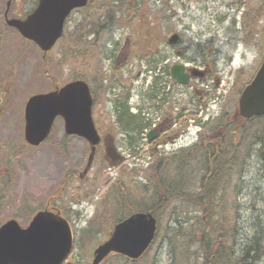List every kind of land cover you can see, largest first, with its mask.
<instances>
[{
	"label": "rangeland",
	"instance_id": "1",
	"mask_svg": "<svg viewBox=\"0 0 264 264\" xmlns=\"http://www.w3.org/2000/svg\"><path fill=\"white\" fill-rule=\"evenodd\" d=\"M7 1L0 0V12L5 10ZM106 3L94 0L89 8L75 12L67 22V35L46 59L35 44L18 37L12 29L6 43H0L3 49L0 50V225L16 219L27 226L39 210L57 207L74 221L72 258L78 264H92L95 249L108 239L115 223L109 219L106 201L113 198L119 182L124 181L137 192L150 170L144 161L136 164L126 151L123 154L126 160L112 163L111 157L105 159L100 149L92 169L83 180L79 179L90 153L88 142L78 136H67L64 121L58 118L46 142L38 147L28 145L24 136L28 98L83 78L90 83L96 99L100 84L103 85L100 75H105L107 82L113 77L109 55L119 51L130 56L125 70L134 74L145 70L148 58L158 50L170 51V60L181 61L165 42L178 32L185 42L179 48L193 46L186 54L188 57L196 53L197 43H201L205 52L216 50L221 84L217 86L210 79L200 88L209 91L206 100L211 97L209 113L213 116L222 112L235 114L245 85L264 58V0H137V9L114 7L115 16L109 23ZM32 7L33 0H13L11 11L27 13ZM94 25L100 33L95 48L97 58L86 69L84 43L79 44L80 54L74 52L70 35L76 29L79 34L92 27L89 30L92 32L97 28ZM94 38H88V45H94ZM124 74V80L129 79ZM109 97L107 94L106 98ZM192 98L191 93L186 94V100ZM97 110L95 119L103 112L111 122L109 111L104 107ZM262 150L264 147L256 146L251 159L246 161V169L242 167L243 186L238 195L247 210L243 211L240 244L255 235L253 222L264 212V158L257 156ZM237 166L233 168L235 172ZM254 201L259 207L255 212L250 208ZM168 215L169 212L160 215L156 240L141 259L131 261L112 254L102 264H172L168 239L173 236L169 230L173 224Z\"/></svg>",
	"mask_w": 264,
	"mask_h": 264
},
{
	"label": "flooded vegetation",
	"instance_id": "2",
	"mask_svg": "<svg viewBox=\"0 0 264 264\" xmlns=\"http://www.w3.org/2000/svg\"><path fill=\"white\" fill-rule=\"evenodd\" d=\"M38 1L33 0L32 9ZM7 4L8 1L5 10L0 12L1 44L6 43L7 34L12 30L18 37L23 38L15 27L9 26L8 18H25L30 13L11 11V7L8 9ZM78 10L83 9L74 10L68 20ZM90 36H95L93 46L87 43ZM98 36L100 33L95 30L86 34L87 40L83 44L86 69H90L91 63L97 58L95 46L96 41L100 39ZM168 39L165 40L168 43L167 46L172 47V51L182 60L172 61L170 51L158 50L148 58L146 69L137 74L132 73L130 69L125 70V66L131 61L130 56H123L119 51L116 55H109L108 61L113 70V77L110 82H107V77L100 75L103 85L100 84L99 92L96 93L98 97L96 99L94 97L93 107V114L94 111L98 112V107H104L112 117L110 122V119L106 118L108 115L99 112L95 119L101 135L99 147L105 159L110 156L112 163L126 160L123 155L126 151L138 160L148 157L149 164L155 165L160 158L165 160L191 151L199 159L197 165L202 167L205 165L200 160L208 152L227 153L234 148L235 150L240 148L241 154L247 152L248 136L239 129H233V114L222 112L213 116L209 113L211 97L207 99L208 101L206 100L210 95L209 91L200 88L210 79L216 82L217 86L221 84L222 78L217 75L219 70L216 63V50L213 48L210 49L213 53L209 50L205 52L201 43H197L194 49L196 53L193 57H188L186 54L190 47H193L192 45L190 47L186 45L183 50L179 48L184 47L182 45L185 44L182 37L177 45H170ZM0 50L3 51L2 46ZM176 64L186 66L187 71L192 75L197 73L198 76H192L187 86L180 84L172 74ZM124 73L128 74L129 79L124 80L126 75ZM119 76L123 77L119 78ZM201 92L203 94H200ZM188 93H191L193 98L186 100ZM107 94L110 96L109 99L106 98ZM235 120L236 127L246 123L239 118ZM244 167L246 169L245 163ZM60 214L67 217L73 225L74 221L68 215L63 212ZM67 261L78 264L72 258V254L63 264H67Z\"/></svg>",
	"mask_w": 264,
	"mask_h": 264
},
{
	"label": "trees",
	"instance_id": "3",
	"mask_svg": "<svg viewBox=\"0 0 264 264\" xmlns=\"http://www.w3.org/2000/svg\"><path fill=\"white\" fill-rule=\"evenodd\" d=\"M101 1L107 2L108 23L115 16L114 7L127 11L138 8L137 0ZM89 30L78 34L76 29L70 35L75 44L74 52L80 54L79 44L87 40ZM94 30L99 31L98 27ZM233 129H237L235 122ZM239 130L248 136V150L244 154L240 148L220 154L208 152L201 158L205 166L200 168L196 154L186 151L165 160L160 158L137 192L120 181L113 198L106 201L110 221L114 224L125 218L127 212L138 210L151 211L158 219L161 214L169 212L168 219L173 224L169 228L173 236L168 239L173 252L172 264L264 262V212L257 222H253L255 235L245 244H240L243 211L247 209H244L238 195L243 186L244 163L251 159L255 145L264 147V116L247 120ZM262 151L257 156L264 158ZM236 165L239 169L235 172L233 168ZM228 192L234 195L229 197ZM254 202L250 208L255 212L259 207Z\"/></svg>",
	"mask_w": 264,
	"mask_h": 264
},
{
	"label": "water",
	"instance_id": "4",
	"mask_svg": "<svg viewBox=\"0 0 264 264\" xmlns=\"http://www.w3.org/2000/svg\"><path fill=\"white\" fill-rule=\"evenodd\" d=\"M88 3L89 0H40L25 19H8V24L47 53L63 36L69 14ZM10 5L11 0L8 7ZM179 41V33L169 38L170 44ZM172 73L180 83L188 84L190 74L184 65H175ZM93 104L90 85L81 79L32 95L25 105L26 142L31 146L41 145L50 136L56 119L62 117L67 135L83 137L92 146L84 170L87 173L101 141L93 118ZM239 113L244 118L264 115V60L240 97ZM157 227L153 214H132L116 224L110 238L97 247L93 264H100L112 252L131 259L140 258L155 239ZM72 248L73 232L69 222L53 211H39L28 227H22L16 219L0 227V264H62Z\"/></svg>",
	"mask_w": 264,
	"mask_h": 264
}]
</instances>
